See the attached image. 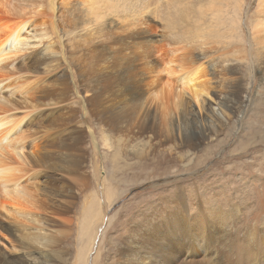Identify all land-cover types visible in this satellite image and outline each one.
<instances>
[{"label":"rangeland","instance_id":"1","mask_svg":"<svg viewBox=\"0 0 264 264\" xmlns=\"http://www.w3.org/2000/svg\"><path fill=\"white\" fill-rule=\"evenodd\" d=\"M8 2L3 4L8 7L12 3ZM54 2L49 39L32 42V49L41 55L26 58L24 62L32 61L31 68L26 75L23 71L15 76L28 78L31 87L49 88L47 100L42 93L35 95L42 97L36 104L56 101L63 94L69 98L59 107L69 113L71 121L62 120L60 131L74 148L65 152L70 160L83 153L80 174L86 187L74 190V205L62 226L42 221L21 228L14 237L0 229V253L12 264L20 259L25 264H84L85 249V264H120L119 251L126 248L134 264L142 258L145 264L152 260L154 264H230L227 253L236 255L238 249L230 247L234 243L245 244V255L250 250L260 253L264 246V52L254 25L262 21L264 0H222L220 15L196 26L190 37L194 39L188 43L168 33L175 16L167 0H136L129 12L114 6L96 13L90 9L91 0ZM82 24L89 35L82 33ZM164 61H172V68L176 64L177 72L200 73L206 92L203 106L185 96L183 107L175 111L171 105L173 109L164 113L168 106L149 97V89L168 78ZM126 63H133L143 74L137 86L141 90H135L140 101L130 98L134 106L129 108L130 101L119 117L103 114L109 125L102 127L96 112L80 104V99L86 97L85 89L111 77L105 68L122 70ZM101 86L107 89L106 97L112 95L111 80ZM73 102L80 105L68 109ZM41 110L45 124L56 120L58 106ZM70 110L76 112L74 117ZM15 113L16 117L24 115L23 110ZM34 118L22 125L21 134L39 120ZM42 134L32 136L34 143L29 141L28 149L40 144ZM54 171H48L54 178L50 183L54 193L68 191L64 182L72 184L69 178L79 180L69 170L63 175ZM180 189L186 192L184 204L174 202ZM57 198L46 196L56 204ZM189 204L204 212L210 209L214 216L195 219L197 210L188 213L182 208ZM211 217L215 224H207ZM236 218L241 222L236 223ZM0 225L4 231L20 228L3 211ZM27 233L31 240L23 243L21 236ZM89 238L95 241L90 244ZM146 241L151 245L146 246ZM188 256L193 257L183 262Z\"/></svg>","mask_w":264,"mask_h":264},{"label":"bare ground","instance_id":"2","mask_svg":"<svg viewBox=\"0 0 264 264\" xmlns=\"http://www.w3.org/2000/svg\"><path fill=\"white\" fill-rule=\"evenodd\" d=\"M135 1L136 0H91L92 5L90 9L93 13H96V10L114 8L115 6L116 8H122L129 12L132 10V4ZM191 1H194L192 5H190ZM204 1L205 0H167V7L169 9L172 7L175 16V21L168 26L169 32L167 31L171 34L173 39L178 42L180 41L181 43H184L186 39V43H188L194 39L190 38L192 37V31L194 29H197V27L203 24L202 22L206 24L205 22L209 20L211 16L213 17L214 15V17L217 18L220 15L219 10L223 7L221 4L222 0H207L209 4L206 3L205 5ZM9 2H12L13 5L12 3L9 4ZM9 2L7 3L9 6L7 7L3 4L6 3V0H0V211L6 213L8 219H12L14 223L20 225V228L18 227L16 230L6 229L4 231L0 225V229L11 237H14L17 234L16 231L20 232L21 228L33 227L36 224H41L42 221H44L45 224L52 223V226L55 227L62 226L63 223L67 222L63 217L68 216L74 205V190L86 187V181L80 174L82 164L84 163L82 158L83 153L80 155V158L76 160H70L65 154V152L74 150V148L70 146V139L67 136L63 139V135H61L62 133L60 131L62 130L60 128V122L62 120L64 122L71 121V118L68 116L69 113L65 114L66 112H63L64 110H62V107H59L63 102L69 99L67 95L63 94L56 101H44L43 103L36 104L35 102L41 101L42 97L39 96L36 98L35 95L37 93H42V95H46L45 100H47L49 98L47 95L50 94L49 88L45 86L39 89L31 87L32 82L28 78L25 76H15L17 72L23 71H25L26 75L31 68L32 61H30V64L29 62H24L26 58L31 59V57H34L32 55H41L39 51L32 49L35 47V45H32V42L42 43L49 39L50 32L48 29L54 28L53 13L55 12V2L54 0H9ZM197 2H200V4L198 5ZM187 5L190 6L189 11L186 10ZM182 6L184 7L182 8ZM198 7L201 9H198ZM201 12L203 13L202 18L198 16V13ZM171 14L172 13H170V17L173 16V14ZM178 15H180V18ZM199 15L201 16V14ZM176 16L179 21L176 19ZM260 17L262 18V21L254 25V35L258 37V44L261 46L260 51L264 52V11L261 13ZM41 18H44V20L40 24H37V21ZM164 22L166 23L167 21L165 20ZM84 28L85 25L82 24V33L89 35L90 33L83 31ZM188 29L191 30V32L189 31L188 33ZM201 29H203V27L200 28L199 32H202ZM33 31L34 34H32ZM204 31H206L205 28ZM133 33L135 32H132V34ZM30 35L31 37H29ZM29 51L30 53L26 54ZM101 57L102 62H105V57ZM134 58V60H136V57ZM131 62L134 61L132 60ZM164 62V65L168 64V78L163 80L161 85L150 88L147 93L149 97L153 101H159L164 106H168L166 109H163L164 113L172 108L171 105H173L175 111L183 107L185 96H187V98L189 97L190 100L199 107L203 106V99L204 96H206V92L203 88V82H200V79L198 78L200 73L189 75V73L191 74V71H186L188 74L177 72L178 69L176 64H173L172 68V61ZM124 66H126L124 69H118L117 71L115 68H105L106 72L109 71L108 75L111 76L109 78L113 82V87L110 92L112 95L106 97L105 94L107 89L106 87L102 88L101 86V84L110 81L109 78H107L105 79V82L101 81L97 87L85 89L87 98L80 99V104L85 108H91L92 112H96L95 117L98 124L102 127L109 125V123L105 121L103 114L113 113L116 117H119L120 111L127 109L130 101H133V103L129 108L134 106L135 100H130V98H137L138 101H140L135 90H141L137 88V86L140 77L143 74L140 76L133 63H130V65L129 63H126ZM113 71H116V74H114ZM100 77L104 78L105 75H100ZM132 84L134 86L133 88H130ZM74 104L80 105L79 102H73L69 105L68 109H72ZM48 106H50V109H53L54 106H58L59 110L57 112L56 120L45 124L44 113L41 109L47 108ZM17 110H23V117H16L15 112ZM70 111L71 116L74 113L76 114L75 111ZM34 116L38 117L39 120L33 122L35 125L31 126L29 130L21 134L22 125H26L27 122L30 124ZM38 123L40 124L37 127ZM120 130L123 131V128ZM41 132L43 133L40 136L42 142L40 140V144L33 145L28 149L29 141L33 142L32 136L34 137L37 133ZM50 132L51 134H49ZM47 138H53L52 140L54 142L49 143L51 141ZM55 152H59L58 155ZM61 153H63V157H61ZM54 170L60 174L66 173L67 170H69L72 175L76 174L79 180L69 178L72 184L64 182V189L69 188V190L54 193L50 189V183H53L54 178L53 175L48 173V171ZM43 178L44 181L42 182ZM185 195L186 192L183 189H180V191H177L175 196H173L174 202L177 204V200H181L184 204L183 197ZM46 196L53 197L54 199L55 197H58L57 199H60L56 204L50 199H46ZM169 200L172 199L170 198ZM242 201L246 200L243 199ZM182 208L185 209V211L188 210V213H190L191 209L197 210L196 207H193L190 204L185 205ZM197 211L198 215L195 216V219L198 218V220L204 216L212 215V210L210 209L208 211L205 210V212L204 209ZM40 213L44 216H41ZM230 215L232 214H227V216ZM41 218H43V220H41ZM211 218L208 219L209 221L207 220V224H215L213 218ZM233 218L235 220V217L232 216V220ZM58 219H60V221ZM240 222L241 219L237 220L236 218V223ZM162 227L163 226L160 224L159 229H162ZM36 232H38L37 229ZM127 233H129V231H127ZM240 235L241 233H239V236ZM21 238L24 240L23 243H29L31 240L28 233L25 235L23 234ZM32 239L38 238L33 237ZM93 241H95L93 238L90 239V244ZM145 245L150 246L151 241H146ZM244 245L245 244L241 247H238L237 243L230 245V247H233V251L238 248L236 255H233L232 251L228 250L229 254L227 253V255L232 259L230 264H245L248 262V260L245 261L248 257L249 264H264V246L260 249V253L259 251L255 253V251L250 250L245 255V253H243ZM13 248L16 249V247ZM86 248L88 249L87 246ZM212 248H215L214 244H212ZM128 250H130V248L119 251L121 256L119 261L120 264H134L129 258L130 255L126 253ZM87 251L86 249L83 251L84 264L87 260ZM204 253L207 254V251ZM152 254L153 253L148 257L149 260L152 258ZM192 254L197 255L196 252ZM253 255L254 257H252ZM192 257L193 256H188L186 261L183 260V262H189ZM142 259L141 261L138 260L139 264H145ZM179 261H181V258L178 262ZM86 262L88 263V261ZM25 263L26 261L23 259L18 261V264ZM0 264L12 263L6 258V256L0 253ZM152 264H154L153 260Z\"/></svg>","mask_w":264,"mask_h":264},{"label":"flooded vegetation","instance_id":"3","mask_svg":"<svg viewBox=\"0 0 264 264\" xmlns=\"http://www.w3.org/2000/svg\"><path fill=\"white\" fill-rule=\"evenodd\" d=\"M64 173H61V175H63Z\"/></svg>","mask_w":264,"mask_h":264}]
</instances>
